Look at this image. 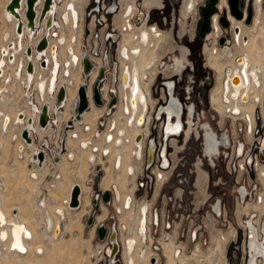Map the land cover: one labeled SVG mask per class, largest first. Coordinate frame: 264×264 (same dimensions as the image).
I'll list each match as a JSON object with an SVG mask.
<instances>
[{"label":"rangeland","instance_id":"obj_1","mask_svg":"<svg viewBox=\"0 0 264 264\" xmlns=\"http://www.w3.org/2000/svg\"><path fill=\"white\" fill-rule=\"evenodd\" d=\"M8 1L9 0H0V58H1V49L8 42H9L8 45H5L8 47V51L6 53V56H8V53H10L13 56L14 61H15V59H16V55H15L16 53L15 52L17 49L16 47H19L20 50L22 49L21 51H24V53L18 54L19 59L20 58L22 59V56L24 54H25V56H24L25 59L27 57L28 58L26 59L27 62H23L21 60V62L18 66L16 64V67L18 69L15 68L14 71H12L10 69L11 65L9 62H7L8 65L6 64L7 67L5 66L6 69L8 68L7 69L8 71H6V75H7L6 79L10 75H12V73H13V79L11 81L12 83L10 82L11 83L10 88H8V86H9L8 85L6 90L4 88L2 89V87L6 86L5 84H8V83L6 82L5 78L0 77V102H1V100L3 102V105H4L3 111L6 115H9V116H12V114L16 113V117L12 118V122H11V119L8 120V124L6 125V126H8V128L6 130H3V128H1V131H0V190H1V193L3 196L2 202H3L6 210L11 214V216H13V210L18 209V211H20L22 218L27 219L32 224V226L34 227L35 232L37 233L38 236L41 234L40 228H39L41 218L44 217L45 213L47 214V217L51 216V212L55 215H58L56 213V207L62 206L65 204V200L69 196L68 194H70L71 187L74 183H76V182L81 183L82 186H84L83 189L84 188L87 189L86 195L89 198V204H87L85 206H82V204H81L79 207H77V206L72 207V208H75L72 210H70V209H68V207H66L67 215L61 222L62 225H61V233L60 234H62V235L59 238V240H54V238H53L54 232H53V237H52L51 243L50 244H43L45 246L46 250L44 249V252L42 253V255L39 253H32L31 252L27 257L18 258V257L11 255V253L7 252V253H5L4 258L2 259L1 264H6V263L7 264H93L94 260H98L99 256H101L100 255L101 245L103 243V242H100V240L97 238V236L95 234V230L92 229L96 223V217H98L97 222L98 223L101 222L99 219L102 216V214H104V211L107 212L106 208H108V210H112V212H113L114 211V205L116 203H118L119 200L116 197L115 204L113 202V204L104 205V204H101L99 200H92V196L95 195V193L97 191L104 189V187L101 185V182H102V179L107 174V171H106L107 168L110 169V171H109L110 173H112L111 169L114 171L115 177H117L118 174L121 173L120 172L121 168H120V170L115 168L116 159H115L114 163L111 164V161H110L111 157L109 155L110 151L108 149H106V148L101 149L100 148L102 146L106 147L107 144H103L100 147L96 146V149H94L97 151L99 150V153L101 154L100 157L102 159V163L98 164V160L92 161L95 163L90 162L91 156L85 160L84 153H83L84 148L82 147V143L84 141L83 142L80 141L79 144H77L76 141L79 139V136L80 137L82 136L83 138H88L90 136V138L93 139L92 132L95 133V129L92 128L93 125H95L97 127L99 134L103 133L102 136L99 137L98 140H101L104 137L102 139V141L105 143L107 142L108 135H110V133L112 134L114 132L115 125L117 124V122L113 118H114V114L116 113V111L119 108L118 106L120 105V101H121L120 92H119V83L121 82L123 84V82L121 81V79H122L121 72L119 70V73H118L119 80L117 81L118 104L112 110V112L109 115L107 113L108 108L106 107L105 103L112 96V93H111L112 92L111 91V77H112V75L110 78H109V75H107L109 80L108 81L104 80V82H103V85H102V88L100 89V92L102 94V99L104 100L105 103L103 105H98V106L105 107V112H104V116H103V117H105V121L103 124L98 125V123H100V120L102 118L101 117L98 120V123H97V120L96 121L94 120L93 123L89 122L90 124H92L91 129H94V131L92 130V132L90 131L87 134V131H85L84 127H79L77 125L80 122L75 120L71 114L70 115L68 114L67 118H66V115H65V117H63V119L65 120V122L63 123L64 125L58 124V121H56V122L50 121L49 125L51 124L53 126H50V128H49V125H48L46 128H42L41 125L38 123V117H39V114L41 112V107L43 105H45V102H50V103L52 102L53 103V101H54V105H55V103L57 101L56 96H55L56 95L55 92L57 91L59 82H61V81H60V75H59V79H58V82L56 84V88H55V82H54L52 90H51V85L49 87V83H50V80L52 79V74H51L50 69H47L49 67V64H50L49 56H48V52H47L48 48L44 52H42L39 56L37 48L35 50L34 46L30 43H33L35 40V37H37V35L41 33L44 22H45V27H46V22H47L48 16H46V18L44 19V21L42 23V28L40 29V31L35 30V32L33 33L32 36L30 35L29 29L27 28L28 29V36L30 35V37L32 39H30V43L28 45L23 46V48H21L19 45V42H21L22 44L24 43L25 27H24L23 35L20 36L17 32L18 20H17V23L15 25V28L12 27L13 26L12 23H10L6 20V18H5V6L8 3ZM63 1H64V4H63ZM72 1L73 0H61L60 6H62V7H61V10H59V16H61L64 11H68L67 4L71 3ZM75 1H76V3L79 2L80 6H82V5L84 6L83 7L84 11L82 12V20L83 19L84 20L80 21V23L78 21V27L75 29V31L77 32L76 33L77 35L75 34L76 41L74 42V40H73L72 42H74L75 46H78L79 52L83 51V56H84V54L86 53V51L89 48L90 38L92 37V35H95V33H97L98 37L100 39V44H101V46L98 47V51H97L98 54L96 55V57H100L102 59V66L100 68H102L104 66V56H102V54L106 55L109 63L112 65L111 68H113V65L119 61V54L117 53V49H118V43L121 40V33H120V30H119L118 25H117L116 13L115 12H107V11L109 9V6L112 5V3L116 2L118 4L121 0H99V1H97V0H75ZM135 1L137 3V6L139 7V10L142 12H145V18L147 19V22L149 24H156L161 30H164L167 32L172 31L171 40H172L173 44H175L174 51H172L167 56L166 55L163 56L164 57L163 61L160 64V74L157 75V77L153 80V82L151 84V94H152V98L154 100L153 101L154 105L155 106L160 105L158 108L156 107L154 112L152 111V108L149 109L148 114L150 115V122L148 124V127H149V130L151 131V139H154L158 143L162 139L161 136H163L164 132H165V136H167V129H165L166 131L161 132L162 120H158L157 118H155L154 114L156 111H157L156 113H157L158 117L160 116V113L164 114L163 126H164L165 122L167 125L169 120H171L173 123H176L180 119L179 118V110H177L178 112L175 111L172 114H170L165 109L169 105V103H170L169 101H170V98L172 96L174 98H177L173 89H172V93H170L171 91L169 90V86L167 85V82L171 81L176 86L175 91L178 94V97L180 98V100L186 99V101H188L189 104H193V107L195 109V114L193 116L195 125L193 126L194 129H193L192 133L189 132L188 135L184 134V135H181L180 137L173 139V140L168 139L166 141V143H167V145H171L173 147H180V148H183V150L185 149V151H189V153H191L188 155V160H189L190 164H192L193 161L197 160V156H199L201 153L202 154L206 153L204 150V148H205V137L202 135L205 133V131L203 130L204 125L209 124L211 126V128L214 130V132H217L218 134L221 130L223 131V130L227 129V135L229 136L231 141L236 140L238 138H243L246 141L247 140L250 141V138H248L246 136V133H244V127H246L245 126V123H246L245 120L240 119V118L233 119L232 116L228 115V112L224 113L223 116H221V114L214 109L215 105L212 104L210 102V99H209V95H210L211 90L217 84L218 72L215 69L208 66L206 56L203 54V52H204L205 45L208 44L209 47L214 46V43H215V37L214 36L218 33V30L216 29L215 26L212 29V16L214 14L218 15V23H219V18L223 14H226V17L228 19L227 12H229V14H231L233 17H235L234 14L231 13L230 7L228 5V1H227V7H225L224 9L221 10L220 8L217 7L219 0H213V1L211 0L210 5L212 7V13L209 14V16L207 18L208 25H207L206 30H203V25H204L203 21L205 19V16L203 15L202 10L206 9L207 7L210 6V5L206 6V4H208V2H210L209 0H198L194 12L186 15V17L183 19V22L180 21V19H179L180 16H182V14H180V11H179L181 0H164V4H165L164 8L153 9V10H149L148 12H146V10L140 5L142 0H135ZM221 2H220V6L222 5ZM252 3H253V1H252ZM120 5L121 4L119 3V8L117 9V12H119V10H120ZM39 7H40V5H37V10ZM263 7H264V4H263ZM93 8H95L94 10H96V11L91 12V9H93ZM238 8L240 11L242 8V11H241L242 17L241 18L235 17V18L237 20H242L243 23H245L246 25H249L251 21L246 23V17L244 16L245 11L247 14L248 7L245 6V4H244V6H242V4H239V1H238ZM38 14H39V11H38ZM61 17H60V22H61L62 26L65 28L66 35H69V31L72 28L69 26H66V24H63L64 21H63V18H61ZM37 20H38V18H37ZM213 22H214V20H213ZM237 24H238V26H240V22H238ZM53 25L50 28V30H52L54 28ZM219 26L222 29V33L218 37L217 44L219 45V47H220V45L223 46V50H225V48L228 47V51H230L229 56L230 55L233 56L232 54L234 52V49H233L234 39H232V28H231L230 21H229L228 28H226L225 26L223 27L220 23H219ZM240 28H241V26H240ZM10 29H12V34L10 32ZM233 30H234V28H233ZM107 31L108 32L114 31V33L116 35L115 41L106 38L107 34L105 32H107ZM6 33L11 34V38L8 40L5 39ZM15 33H17V35ZM49 35H50V32L48 34V37H49ZM41 36L44 37L45 34H43ZM221 37H224V40H225L223 42V44L219 43V40L221 39ZM26 41L28 42L27 37H26ZM54 41H56V40H54ZM11 43H13L14 45L11 46L10 45ZM180 46H185L188 49L187 57H188L189 61H186L187 66H186V68L183 69V71L180 74L174 75L173 78H167L166 79L165 78L166 76L164 75L163 70L166 68V65H168V64L172 68L175 67L174 66L175 65V61H174L175 57L181 58ZM30 47L32 49L31 57L28 55V52H27V49ZM48 47H49V45H48ZM9 49H10V51H9ZM67 52H68V49H67ZM35 59L40 61V62H38V61L37 62L40 63L41 67H43L42 66L43 61L47 62L46 67H44L47 70L42 69L43 71H46V72L40 71L43 73V75H42L43 77L41 79H47V81L49 82L48 84H46V90H45L44 94H42L40 91V83H42L44 81L39 82L36 86L37 87L36 89H34L35 88L34 87L35 81L32 83V86L30 88L26 87L27 86L26 81L24 83H23V81H21L23 77H24V80H26L25 71L23 73V70L25 69L26 64L30 63L31 61L35 64ZM14 61H12V62H14ZM222 61H225V59L222 58ZM52 64H53V62H52ZM96 67H97V65H96ZM119 67H120V65H119ZM39 68H40V66H39ZM53 69H54V66H53ZM16 70H17L18 76L19 77L22 76L21 79H17V77L15 75ZM100 71H101V69L99 70V72ZM93 72L86 79L85 76L83 75V73L81 74V66H78V67L75 66V67H73V73L75 74V76L72 79L71 73L69 74V76H65L64 72L62 71L61 80H62V77H64L65 79L69 78V77L71 78V80L68 83L66 80L63 82V83H65L64 86L67 89V100L69 99L68 87H70L72 89L73 88L76 89V86L79 85L78 83H80L82 81V79H83L82 83L88 84L87 89H88V93L90 95L89 88H90L91 76H92ZM22 73H23V75H22ZM60 74H61V71H60ZM1 79H2V81H1ZM97 79L98 78H96L94 80V84L97 81ZM10 80L11 79H9L8 81H10ZM32 81H33V79H32ZM106 84H109L108 85L109 99L104 98V92L103 91L105 90ZM122 84H121V87H122ZM62 86H63V84L60 87H62ZM164 87L167 88V93L169 96L168 99L163 97L164 96V90H163ZM49 88H50V91H49ZM190 91H191V93H190ZM3 93H5V94L3 95ZM92 93H93V91H92ZM77 97L78 96L76 94L75 98H77ZM89 99H90V96H89ZM67 100H66V103H67ZM66 103H65V105H66ZM165 103H167V104L165 105ZM40 104H43V105L41 106ZM46 104L48 106L50 105L49 103H46ZM65 105L63 107H61L58 110V112L61 109H62L61 111H63L65 109ZM49 107H51V105ZM53 108H54V106H53ZM68 108L70 109V110L68 109V111L71 112V104H70V107H68ZM122 109H123L122 111L124 112L125 108H122ZM52 110L50 111V113H52ZM228 110L229 109H227V111ZM64 111H63V113H64ZM20 112L24 113L23 117H20ZM28 112H29V114H28ZM59 114H61V113H59ZM254 114L256 117L255 124L257 125V127H259L260 123L262 121L264 122V120L262 119L263 118L262 117V109H261L259 104L257 105V108H256ZM172 115H173V117H172ZM17 117H19L20 121H22V122H17L16 121ZM221 117H223L222 120H220ZM31 119H32V126L29 127V121ZM58 120H59V118H58ZM122 120L123 119H120V122ZM76 121L78 123L75 124ZM181 123H183V122H181ZM81 124L84 125V122ZM140 124L143 125L142 131H145L147 128L146 118H143L142 121L140 122ZM75 125H76V128H75ZM104 126H106V127L104 128ZM253 126H252V128H253ZM37 127L38 128L41 127L42 129H46L45 133H43L44 131L42 132L40 130L41 133L43 134V135H40L39 131L37 130L38 129ZM63 127L66 131V134L64 135V138H63L64 142L61 143L59 141V139H60V135H61V131H62ZM238 127H241L242 129L238 131L237 130ZM166 128H167V126H166ZM263 128H264V126H263ZM26 129H28V135L32 139V142L29 144L30 145L34 144L35 148L28 147L26 145V148H25V146L22 147V150L24 148H25V150L21 151L20 145L22 143H24V141L27 142L23 138V136L21 135L22 131L26 130ZM180 130L183 131L181 128H180ZM69 131L71 132L70 138H71V141L73 143H72V146L71 147L68 146V149H67V148H65V144H66L65 140H66V137H68L67 133ZM78 131L84 135H79ZM105 131H106V135L103 136ZM178 134H179V132H170L169 137L172 135H178ZM140 135L142 136V134H140ZM138 136L139 135L136 136V139ZM228 136H226V139H224L226 142H228ZM254 137H257V134H255V135L253 134V137H251V139H253ZM23 139H24V141H23ZM142 139H143V136H142L141 140L139 141V143L143 142ZM219 141L223 142V141H221V139H219ZM42 142L43 143L47 142L48 147L50 148L49 152L47 151V153H49V155L48 156L46 155V160H48V161L47 162L44 161V164H47L46 169L44 171H43V167H42L43 165H40V167L42 169L40 172L38 171V177L34 178L32 176V171L37 169L38 164H37V162L33 163V160L31 159L32 157L30 155L33 154V151H35L37 148H39V146L41 145ZM226 142H223V143L226 144ZM55 143L57 145H60V147H58L57 145L55 146L57 153L59 151H61V155H59L58 161H60V160L62 161L61 156H63L64 151L66 152L64 160L66 159L67 165H64L63 168H59L62 164L60 166H56L54 164V163H56L54 161V159H51V156H52L51 155V149L54 147ZM94 145H96V144H94ZM227 145H228V143H227ZM104 151H107L108 153L104 154ZM23 152H24V154H23ZM70 152L74 153V159L73 160H70L68 158V153H70ZM25 153L29 154L30 158L29 157L26 158ZM92 153L97 155V156L99 155V153L96 154L95 151H93V146H92ZM33 157H35V156L33 155ZM147 158H148V156H147ZM95 159H97V157L94 158V160ZM163 162H164V157L162 158V164H163ZM59 163H56V164H59ZM141 163H142V160L137 159L136 155H134V157H132V161L128 167H134L135 170L137 169L136 171H139V169H140L139 167H140ZM131 165H133V166H131ZM204 166L205 167H203V170L209 168L206 164ZM128 167L126 169V175L128 177L127 181H129V178H131V179L133 178L132 177L133 175L129 174V168ZM207 172L209 173L208 179H207L208 188H206L207 195H208V193L210 191H212L211 183L213 181V176L208 169H207ZM78 173H80L82 175V178H79ZM259 176H260V173H259ZM167 179H171L169 174H167L165 176V179L162 182L160 180H158V181L155 180L154 186L151 188V198L156 200L155 202H156L157 207L161 206V208H162L163 207L162 199L164 200L163 197L165 195L168 196V194H170L172 192V186L169 184H166ZM125 184L127 185L126 186L127 190L125 187L123 190H126L128 192V194L126 195V198H127L128 196H130L128 188H130L132 186V183L126 182ZM110 186H111L110 189H112L114 185L113 184L111 185V183H110L108 187H110ZM259 191L264 192V183L262 180L259 181ZM123 193H125V192H123ZM201 194H202V192H201ZM191 196L192 195H190V197ZM55 197H57V198H55ZM199 197L201 198L202 195H200ZM189 199L190 198H188V200ZM194 200H196V199H194ZM0 201H1V197H0ZM208 201H210V199ZM256 201L257 200L252 201L250 203H247L245 208L248 209L247 205L254 204ZM42 202H44V206H43V209H40V204ZM166 206H168V205H166ZM205 206H207V204ZM101 207H105V208L102 209ZM115 207H118V204L115 205ZM121 207H122V210H125L124 203H122ZM134 208L136 209L137 206H135ZM237 208H239V207H238V205L236 206V204L233 206H230L231 213L236 212L234 215H232V220L230 219L231 223L236 228V232H232L231 229H221L218 232L212 231L213 228L211 229V226H210L211 222H210V220H207L210 217L208 218V217L204 216V218H203V221L205 222L204 228L200 229V231H199L200 239L198 238V239H196V241H191V243L186 244L184 236L183 237H181V236L177 237L178 234H177V230H176L175 226H172L171 229H168L166 231H162V229L157 230L155 233H153V236H152L153 241H158L160 244L167 243L169 245H170V242H172V245H171L172 248H174V246H176V245L181 246V247H179L180 249L177 248L176 250L183 252L182 256H183L184 260L186 261L185 264H187V263L188 264H197V263L201 264V262L202 263H204L205 261L208 262L209 259L213 258L210 253H212V251H214V249H215L214 247H216V245H218L219 243H220V248H221L219 250V254H218L219 259H220V262H219L220 264H250L251 263V256H250V249L248 248L250 245V240H249L250 235H249V237H246L245 231L243 230V228L241 227V229H239V225H240L239 222L240 221H238L239 220V218H238L239 213H238ZM84 209H85V211L83 212ZM251 209H254V208L251 207ZM119 210H120V208H119ZM127 210H129V209H127ZM254 211H255V209H254ZM63 213H65V210H63ZM63 213H61V214H63ZM113 213H114V216L112 218L110 216H108L107 220H109V222L115 220V221H117L116 223L121 221L122 225H124L123 224L124 219H122V218H125L127 216V214H123V213L119 214V212H113ZM134 213H136V212L134 211ZM58 217L60 219V215H58ZM89 218L93 219L92 225H88V223H87ZM193 218H195V219L198 218V220H200L202 218V216L200 215L198 217H193ZM262 218H263V216H262ZM256 220L257 219H255V218L253 219L250 217L247 221H250V223L254 222V224L256 225V223H257ZM129 221L132 224H133V222H135L133 220H129ZM145 221H146V212H144L143 217H142L140 224H139V230H141V235L144 234L143 233V226H145ZM98 223H96V224H98ZM47 224L48 223L46 222V230L44 231V234H46V235L49 234V232H50L47 229ZM254 227H257V226H254ZM254 229H256L257 231L258 230L260 231V228H254ZM124 232H125V230H124ZM124 232H123V236H125L124 234L126 233V232L125 233ZM260 233L261 234H259V236H260L259 238H262V235L264 237V234H263L264 231H260ZM217 234H223L225 236V238L228 240H224V241L221 240L222 242L221 241L219 242L217 239V237H218ZM248 234H250V231L248 232ZM144 236H145V234H144ZM40 239H41V237H39V240ZM181 239H182V241H180ZM35 241L36 240H33L32 244ZM118 243L120 245L119 239H118ZM141 244L143 246H141L138 249L139 250V254H138L139 257L138 258L141 259V261H142V260H144L146 254L148 252H146L147 248L146 249L144 248L145 244H143V243H141ZM122 248H123V245H122V247L120 246L119 255H121V257H122ZM160 252L162 253V249L159 250V258L161 257V263H159V264H168V260H166L167 263H164L165 262L164 257L162 256V254ZM2 255H3V252H2ZM192 256H193V259H192ZM208 256H209V259H208ZM122 260H123V258H122ZM175 260L176 259H174L173 264L176 263ZM149 262H150V260H149ZM139 263L140 264H146L143 261L142 262L139 261ZM150 263H152V262H150ZM178 264H180V263L178 262ZM259 264H264V262H261Z\"/></svg>","mask_w":264,"mask_h":264},{"label":"bare ground","instance_id":"obj_2","mask_svg":"<svg viewBox=\"0 0 264 264\" xmlns=\"http://www.w3.org/2000/svg\"><path fill=\"white\" fill-rule=\"evenodd\" d=\"M10 1L11 0H9L8 3L5 6V18H6V20L8 22L12 23V25H13L12 27H14V28H15V25H16L17 20H18L17 32H18V34L20 36L23 35L24 27H25V36H24L25 40H24V43L22 44L21 42H19L20 47L23 48V46H26V45H28L30 43V39H32L30 37V35L32 36L33 33L35 32V30L40 31V29L42 28V23H43V21H44V19L46 17L43 20H39L38 11L40 12V8L42 6L43 0H38L37 3L35 4L34 8H35V11L37 13V17H35L34 22H33L32 25H29V23L27 22V19L25 17V0H21L20 8L15 7V10L19 13L20 16H17L14 12L8 10L7 5L10 3ZM60 2H61V0H52V6L50 7L49 12L47 13L48 19H47V22H46V27H45V22H44L41 33L38 34L37 37H35V40H34L33 43H30V44L34 45L35 43H37V39L39 37H41V35L45 34V36H46V38L48 40V45H49V47H47L48 48L47 52H48L49 61H50L49 67L47 69H50L51 74H52V79L50 80V83L47 81V79H41L43 77L42 76L43 75L42 72H46V71L42 70V69H46V68H44L47 65L46 61H43V63H42L43 67H41L40 63H38V62H40L39 60L35 59V64L31 61V63L33 65V69L29 71L25 67V69L23 70V73L25 71V74H26V80H24V77L22 78V76L21 77L18 76L17 70H16V74L15 75H16L17 79H21L22 78L21 81H23V83L26 81L27 82V86L26 87H29V88L32 86V83L34 81H35L34 82V87H35L34 89L37 88L36 86H37V84L39 82L44 81V82L40 83V91H41L42 94H44V92L46 90V84H48V83H49V87L51 85V90H52L53 84L55 82V88H56V84L58 82L59 75H60V81L61 82H59L58 87H60L63 84L62 87H64L65 93H66L65 94V99L60 104H58L57 101H56L55 105H54V101H53V103L52 102L51 103L50 102H45V105H47L46 103H49L51 105V107H49L50 105L49 106L47 105V108H48L47 111H48V115H49V120H48V124L45 127L41 126L42 128H46L49 125L50 121H53V122L58 121V124L62 125L65 122L63 117H65V115H66V118H67L68 114L69 115L72 114L73 118L80 122V123H78L76 121L75 124L78 123L77 125L79 127H84L85 130L92 131V129H91V125L92 124H90V123H93L94 120L98 121V119L100 118V116L103 114V111H104L103 109H97L94 105H92V100L93 99L91 98L92 94H93L92 93L93 90H92V85H91L92 83L91 82L94 81V79H95L94 75L96 74L97 70H100V68H99V66L97 65V63L94 61V59L92 57L88 58V56L86 54H84V56L82 55V57H81V55H79L81 57L80 58L77 53H76L77 55L73 54L74 50H73V48L71 46H73V42L72 41H73V38H74L75 34L77 33L75 31V29H74V26H76L78 24V21L80 19V13H79V11L77 9H75L74 5L75 6L77 5V7L80 8L81 6H80L79 2L76 3V1L73 0L74 3L73 2L69 3L67 5L68 11H66L65 12L66 14H63V16L61 17V18H63V21H64L63 24L67 23L66 26H69V27L72 28L69 31V35H66L65 28L63 26H61V22H60V19H59L60 16H58L59 15L58 9L60 10V8H59ZM37 5H40L38 10H37ZM71 14H72L73 24L70 22V18H69V16ZM37 18H38V20H37ZM20 21H22V24H21ZM139 21H141V20H139ZM52 25H53L54 28L52 30H50ZM27 28L29 29V33H30L29 36H28V29ZM10 32L12 34V29H10ZM49 32H50V35L48 37ZM11 34L10 33H6L5 39L6 40L10 39L11 38ZM15 34L17 35V33H15ZM26 37L28 38V42L26 41ZM131 38L130 37H126V35H125L124 43L127 44V45H130V46H133V42H132ZM54 40H56V41L54 42ZM245 41H246V39H245ZM254 41H256L255 44H251V45H249V46H247L245 48V50L250 55V57H249L248 54L236 55L234 53V55L232 57L226 56L225 57V61H222L223 57L220 56V61L222 63H227L228 60H232L234 62V67H232L231 65H228L227 67H225L224 72H223L224 64L223 65L220 64L217 61V57H214L212 55V58H213L212 65L214 66V69L218 72L217 85L214 88L213 93H212V103L215 105V108L218 111H220V112H224L228 107H231V106L233 107L234 106V102L233 101L227 106L223 105L221 103V95H223L224 97H227V100L229 102L231 101V99L235 100L236 101L235 108L237 109V111L238 110L240 111L242 109L243 115H245L246 113H251L254 110L255 105L253 103L249 104V105H242L241 108L238 105V102H241V103H244V104L248 103L247 96H250V89H249L250 86L248 85L247 81H244L241 70H242L243 64L248 65L249 61L251 62V64L253 62V65L259 64L261 66V68H262V71H263L262 77H263V80H264V44L262 45L260 43L261 41L264 43V28L260 29L258 35H256V37H254ZM8 43H6L5 45H8ZM157 43L159 44V42H157ZM5 45L1 49L0 77L6 79V77H7L6 71H8L7 70L8 68L6 69L7 62H9L10 65H11L10 69L12 71H14V69L17 68L16 64L18 66L20 64L21 60L23 62H27L26 59L28 57L25 59V57H24L25 54H24L22 56V59L21 58L19 59L18 54L24 53V51H21L22 49L20 50L19 47H16L17 48V49L15 48L16 49V52H15L16 53L15 54L16 55V59L14 61V58H13V56L10 53H8V56H6V53L8 51V47L5 46ZM10 45L13 46L14 44L11 43ZM74 47L76 48V51L78 53H80L78 51L79 50L78 46H74ZM47 48L41 49V50L37 49L38 50V55L40 56V54L42 52H44ZM34 49L36 50L35 47H34ZM67 49H68V52H67ZM9 51H10V49H9ZM123 53H125V50L123 51ZM154 53H155V51H154ZM31 54H32V49H31L30 52H28V55L30 57H31ZM71 54H72V57H71ZM151 56H152V51H150L148 49H145L144 52H143V55H141V57H139V59H138V64H139L140 70L142 72V76H144V71H145L146 67L149 66L148 65L149 62H150L149 57H151ZM81 59H83L82 62H81ZM84 59H87L85 62H86V64L89 67V72H88L89 74L88 75H87V73H84V71L82 72V69L85 68ZM91 60L94 61L96 64L94 62H92ZM12 61H14V62H12ZM232 61L230 63H232ZM52 62H53V64H52ZM72 63H74L75 66H81V74L83 73V75L85 76L86 79L94 71L92 76H91V82H90V88H89L90 95H89L88 89H87V95H88L87 97H88V99H89V96H90L89 108L91 107L92 111L90 113H88L91 110V108L90 109L88 108L87 110L83 111L80 114L79 118H77V116H76V113H77L76 112L77 98H75L76 97L75 95L77 94L76 90L80 86V84L83 82V79H82L80 84L78 83L79 86L77 85L76 89L75 88L72 89V88L68 87V93H69V99L68 100H67V89L64 86L65 83H63L65 80L68 83L71 80V78L73 79V77L75 76V74L73 73V67L74 66H73ZM93 65H95L96 69L95 68L93 69ZM96 65H97V67H96ZM39 66H40L41 69L39 68ZM53 66H54V69H53ZM104 66H105V68L108 67V58L105 57V56H104ZM254 68H259L260 69V67H258V66H254L253 67L251 65L250 69H254ZM101 70H102V68H101ZM111 70H112L111 91L117 96V82L115 84V81H114L113 78H114L115 73H117V75L119 73L118 72V62H116L113 65V68ZM40 71H42V72H40ZM60 71H61V74H60ZM62 71L64 72L65 76H69V74L71 73V78L69 77V78L65 79L64 77H62V80H61ZM23 73H22V75H23ZM258 73L260 74L259 71H258ZM134 75L136 77L134 79V83H135L134 86H133V84L131 85V86H133L132 87V97H131V88H130V99H129V102L124 105L125 112L128 114V113H130V110H131L132 114L127 120V116L124 115V113L122 111L123 104L120 103V106H118V107H120L119 111L116 114V122H117V129H121V130H119L118 133L117 132L114 133V135H117V136H114L112 134L108 135L107 141H112L113 145L112 144H107L106 147H104V146L100 147L101 149L108 148L109 151H110L111 164H113L115 159H116L115 168H117L119 170L121 168V170H120L121 173L118 174L117 177L114 176V171L112 169H111L112 173H110L109 172L110 169L107 168V170H106L107 174L102 179V182H101V185L104 187V189L111 188V186L108 187L110 183H111V185L112 184L114 185L113 188H112L113 190H111V189H109V190H111L112 193L115 194V197H117V199L121 200V204L124 202V200L126 198V195L128 194V192L126 191L127 190V188H126L127 185L125 184V182L128 179V177L126 175V169L130 165V163L132 161V157H134V155H136L137 159H141V149H142V143L143 142L139 143V141L142 138V136L140 134H143V132H140V131H142V126L143 125H141L140 122L142 121L143 118H146V120H147V111H148V97H147V94H146V92L144 90L149 92L150 85L148 83H144L143 82L142 86H141L140 82L138 81L137 73L135 72ZM223 75H224V77H223ZM226 76L230 77V79L225 82ZM121 77H122V82H123V87L122 88L127 87L129 85V81H128L129 80V72L125 71L124 73L121 74ZM250 77H251V79H253L252 76H250ZM9 79H11V80L8 81ZM12 79H13V73H12V75H10L6 79V82L8 84H5L6 86H3L2 89L4 88L6 90L8 85H9L8 88H10V84L12 83L11 82ZM32 79H33V81H32ZM222 79H223V90H222ZM1 81H2V79H1ZM97 81H98V79H97ZM253 82H255L254 79H253ZM237 83L238 84L240 83V85H237ZM82 84H85V83H82ZM100 84L101 83H99V85ZM253 89H254V91L252 92V99H254L256 96L260 95L259 91L255 90V86H254ZM49 91H50V88H49ZM121 91L122 90H120V94L122 93ZM170 93H172V91ZM232 93H236V95H234V96L238 95V96H240V99L232 98ZM4 94L5 93H3V95ZM117 98H118V96H117ZM66 100H67V103H66ZM65 103H66V105H65ZM70 104H71V112L68 111V109H69L68 107H70ZM117 104H118V101H117ZM117 104L115 105V107L117 106ZM40 105L42 106L43 104H40ZM64 105H65V109H64L65 111L63 110L64 113H63V111H61L62 109L60 110L61 112L60 111L58 112V110L61 107H63ZM140 105L142 106V111H141V114L138 117H136ZM53 106H54V108H53ZM96 106H98V105H96ZM98 107H100V106H98ZM165 109L170 114H172V112H174L171 109V106L167 107ZM3 110H4V105H3V102L1 100V102H0V131H1V128H3V130H6L8 128V126H6L8 124V120L11 119V122H12V118L16 117V113L12 114V116H9V115H6ZM51 110H52V113H50ZM112 110H113V108L112 109L108 108L107 109V113L110 114L112 112ZM230 111L231 110H228V113ZM59 113H61V114L63 113V114L61 115ZM28 114H29V112H28ZM23 115H24V113L20 112V117H23ZM58 118H59V120H58ZM120 119H123V120L120 122ZM16 121L17 122H22V121H20L19 117H17ZM104 121H105V117H102L101 120H100L101 124H103ZM83 122H84V125L81 124ZM126 122H127V125H126ZM149 122H150V116L148 117V120H147V126H148ZM245 122L248 124L247 121H245ZM30 126H32V119L29 121V127ZM50 126H53V125L50 124L49 128H50ZM41 127L38 128L37 130L39 131L40 135H43L41 133V131L42 132L44 131L43 133H45L46 129H42ZM95 127L96 126L93 125L92 128H95ZM177 127H178L177 125H175V126L173 125L172 126V124H170V121H169L168 124H167V128H166L167 129V136H168L170 131L171 132L174 131L173 128L177 129ZM75 128H76V125H75ZM26 130H27V133H28V129H26ZM70 131L67 133L68 137H66V140H65V141H67L66 142L67 148H68V146L71 147L72 143H73L71 141V138H70V136H71V132ZM146 131H148V127L146 128L145 132ZM62 132L66 134V131H65L64 127L62 128ZM95 133L99 137H101L102 134H103V133L99 134V132L97 130V127L95 128ZM81 135H84V134L81 133ZM105 135H106V131H105L103 136H105ZM137 135H139V136L136 139ZM89 137L88 138H83L82 136L81 137L79 136V139L76 141L77 144H79L80 141L81 142L84 141L82 143V147L84 148L83 149V153H84L85 160L88 157H90L91 155H93L92 146L90 148H88V144H87V141L89 140ZM24 139H23V141H24ZM221 141H222V139H221ZM27 142L24 141V143H22L20 145V150L21 151L25 150L26 145L28 147L35 148L34 144H31V145L29 144V143L32 142L31 138H30V141H27ZM62 142H64V139L61 141V143ZM224 142H226V141L224 140ZM66 144H65V148H66ZM23 146H25V148L22 150ZM57 146L60 147V145H57ZM150 149H151V147H150ZM36 150H35L36 153L41 151V150H38V148ZM65 153L66 152L64 151L63 156H61L62 161L61 160L58 161L59 155H61V151H59L57 153L56 147H53L51 149V155L55 157L54 161L56 163L60 162L59 164H56V163H54V164L56 166H60L62 164L59 168H63L64 165H67L66 164V159L64 160ZM106 153H108V152L104 151V154H106ZM23 154H24V152H23ZM25 155H26V158H28V157L30 158V156H31V155L29 156V154H27V153H25ZM100 156H101V154L99 153L98 161H99V163H102V159H101ZM68 158L70 160H73L74 159V153L73 152L68 153ZM90 158H91V161H90L91 163H95V162H92V161H96L97 160V159L94 160V158H96L95 156H91ZM150 158H151V155H148V159H150ZM32 159H34V162L38 161V157H37V159L35 157H32ZM45 160H46V155L44 156V161ZM44 161L42 162V164H41L40 161H38L37 169L32 171V176L34 178L38 177V171L40 172L41 169H42L40 167V165H43L42 166L43 167V171L46 169V165L47 164H44ZM167 162H168L167 158L164 155L163 165H166ZM128 168H129V174L130 175L133 174L134 173V168L133 167H128ZM196 171H197V169H196ZM78 174H79V178H82V175L80 173H78ZM196 178H197V174H196ZM76 184L79 185V187H80V192L78 194L79 205L77 207H79L82 203H83L82 204L83 206L89 204V198L86 195L87 189L86 188L83 189L84 186H82L81 183H78V182L74 183L72 185V187H71V191H72L74 185H76ZM115 185L118 187V189L121 191V193H120V191L117 189V187ZM124 187L126 188V190H123ZM109 190H106V191H109ZM71 191H70V194H68L69 196L65 200V204L62 205V206L56 207V213L58 215H60V219H59L58 215H55L52 212H51V216L47 217V214L45 213L44 217L41 218L40 224H39V228H40V233L41 234L38 236L37 233L35 232V229L32 226V224L27 219L22 218V216L20 214V211H18V209H14L13 210V216H11V214L6 210V208H5V206H4L3 202H2V197L3 196H2V193H1V190H0V197H1V201H0V258L2 257L0 259V264H1L2 259L4 258L5 253H7V252L11 253V255H13L15 257H18V258L27 257L31 252L32 253H39V254L42 255V253L44 252V249H45V246L43 244H50L51 243V240H52V237H53V232H54V237H53L54 240H59V238L62 235V234H60L61 233V225H62L61 222L67 215L66 207H68V209H70V210L75 209V208H72V207H76V206H71L70 205ZM123 192H125V193H123ZM121 195H122V199H121ZM55 198H57V197H55ZM260 200H261V196H260ZM130 201H131V196H128L126 201H125V205L124 206H125V209H129V210H125V212H123V214H127V217H125L123 219L127 220V222L125 221L124 223L127 226L128 230H132L133 229L130 226V225H132V223L129 220L135 221L134 223H135V229L136 230H135V232H133L131 234L130 233H127V235L124 234L125 236L121 235L122 241L123 242L125 241L124 243L122 242V244H123V246L126 245L125 249L127 250V252H126V250H124V254H123L122 258H124L123 261L124 260L127 261V259H128L127 264H135V262H136V264H140L139 260H138L137 251L134 253V248L137 245V241H138V247L141 246V240H142L144 234L141 235V230L138 229V231H137V227L139 228V225H138V221L140 223L139 216H140V219H142L144 212H146L147 205H144L142 208H141V205H140L139 206V208L141 209L140 210V214H139V212H137V215H136V213H134L133 208L130 207L131 206ZM43 206H44V202H42L40 204V209H43ZM119 208H120V210H122L121 206H119ZM238 209H240V208H238ZM63 210H65V213H63ZM84 211H85V209L83 210V212ZM141 212H142V217H141ZM61 213H63V214H61ZM106 214H107V212L104 211V214H102V216L100 217V220L104 219ZM239 221L241 222L240 218H239ZM250 221H247V223L243 225L244 229H245V232H246V237H249V235H250V237H249L250 238L249 239L250 240V245L248 247L250 249V256H251V263L250 264H259L261 262H264V237H263L262 241L259 240L258 231L256 229H254V228H257V227H254L256 225L253 224V222L250 223ZM46 222L48 223L47 224V229L49 231H51L47 235L44 234V231L46 230ZM121 224H122V222H121ZM113 229H115V227ZM24 230H27L28 235L25 236L23 234ZM249 231H250V234L248 235L247 233ZM20 232H22V233H20ZM138 234H139V236H138ZM110 235H111V233H110ZM39 237H41L40 240H39ZM140 237H141V239H140ZM31 240L32 241L36 240V241L32 244ZM111 240H112V243H113L112 246H115L116 250L118 248L120 249V245L118 243V235L115 232L113 233ZM223 240H225L224 237H223ZM218 241L220 242L219 239H218ZM16 248H21L20 249L21 251H18V249H16ZM214 248H215L214 251H212V253H210L213 258L209 259V256H208V259H209L208 262L207 261H205L204 263L201 262V264H216V262L218 260L219 250L221 249L220 248V243L218 245H216V247H214ZM106 251H108V253H109V259H112L113 256H114L113 248L109 249V250H106ZM164 251L168 255V263L169 264H173L174 258L172 256V254L175 251V248H172L171 244L170 245L169 244H164ZM2 252H3V255H2ZM133 253H134V255H133ZM150 253H151V251H149L148 254L150 255ZM192 259H193V256H192ZM125 261H124V263H125ZM180 261H181L180 262L181 264H185V262H186L184 260V258H181ZM146 264H148L147 261H146ZM150 264H152V263H150ZM197 264H200V263H197Z\"/></svg>","mask_w":264,"mask_h":264},{"label":"built area","instance_id":"obj_3","mask_svg":"<svg viewBox=\"0 0 264 264\" xmlns=\"http://www.w3.org/2000/svg\"><path fill=\"white\" fill-rule=\"evenodd\" d=\"M113 4L114 3H112V5ZM111 6H109V9L107 12H111L110 11ZM94 9L95 8L91 9V12L96 11ZM48 12L49 11H47V13ZM39 14H38V17H39ZM138 15H141V19L145 18V12L140 11L139 8H138L137 16ZM36 17H37V13H36ZM80 21L81 20H79V23ZM132 21L137 22V19L132 18ZM77 27H78V24L74 26L75 29ZM105 33L107 34L106 36L107 39L115 41V38L113 37V35H115L114 31H110V32L107 31ZM42 38L44 37L41 36L37 39V43L33 45L35 48H37V45L39 44ZM75 41L76 39H74V42ZM94 42L97 43L95 47H94ZM100 46H101L100 39L98 37V34L95 33V35H92V37L90 38L89 48L85 54L88 56V58L92 56H96L98 54L97 53L98 47ZM47 47H48V40H47ZM102 56L106 57L105 54H102ZM82 61L83 59H81V62ZM27 65L28 63L26 64V68H27ZM111 67L112 65L109 63V61H108V67L106 68L105 66L102 67V69L105 68V71H104L103 77L100 78L98 82V91L100 93L102 104H104L105 102L102 99V94L100 92V89L102 88L103 82L105 80V75H106L107 81L111 77L112 75ZM94 68H95V65H93V69ZM82 72H83V69H82ZM99 75H100V72H98V75L96 76V78H99ZM107 75H109V78ZM113 79L116 84V82L119 80V76L117 75V73H115ZM99 83H101V85H99ZM84 85L86 87V94H87L88 84L85 83ZM91 85H92V90H93L94 82ZM59 88L60 87L57 88V91L55 92L56 93L55 96H57ZM78 88H77V91H78ZM175 88L176 86L173 85L172 89L175 92V95L177 96V98L179 99V103H178L180 107L179 118L181 121L186 122L187 121L186 119L188 116L187 115V105H190V104L188 103V101H186V99L180 100V98L178 97V94L175 91ZM111 93H112L111 98L105 104L107 108L114 109L115 105L117 104L118 98L113 92ZM114 97L116 98L115 104H113L111 107H108V104L111 102L112 98ZM92 98H93V94H92ZM166 104L167 103H165V105ZM77 105H78V97H77ZM88 105H89V99H88ZM159 106L160 105H158L157 108ZM193 110L194 111H193L192 117L195 114V109ZM76 112H77V107H76ZM156 112L154 114L155 118H157L158 120H162L161 132L162 131L164 132L166 131L165 129L167 126L166 122L163 126L164 114L160 113V116L158 117ZM38 120H39V117H38ZM99 124H101V122L98 123V125ZM246 125L248 124L245 123V126ZM263 126H264V122L262 121L259 127H257L256 124H254L252 130H248V126H247V129L246 127H244V133L247 132V134L250 135V137L248 138H250V141L252 140L251 142L249 140L246 141L243 138H238L236 140L231 141L229 136L227 135V129L223 131L221 130L219 134L215 132L217 137L222 140L225 139L226 136H228V142H227L228 145L227 143L224 144L223 142H219L218 144L215 142V145L217 147L216 153L212 154L211 157L205 153L204 154L201 153L199 156H197V160L193 161L192 164H190L188 160V155L191 154L189 153V151H185V149L183 150V148H180V147H173L171 145H167L166 143L167 139H171V137H169V134L168 136H165V132H164L163 136H161L162 139L160 140V142L157 143L154 139H151V131L149 130V127H148V131L146 132L143 131L145 133L142 134L143 136V139H142L143 143H142V149H141L142 163L140 164L139 171H136L137 170L136 169L135 175H133V178L132 179L129 178V181H126V182L132 183V186L128 188V190L131 196V201H130L131 207L136 212V215H137L138 206L140 203L144 202L147 205L146 221H145V226H143V233L145 234V236L142 238L141 243L145 244L144 248L145 249L147 248L146 252H148V250L151 251L150 254L152 255H150L148 259L150 260V262H152L153 264L161 263V257L159 258V250L162 249V253L161 252L160 253L164 257V260H165L164 263H167L166 261L167 257L165 256V253L163 250L164 243L160 244L158 241H153V238H152L153 233H155L157 230L162 229V231H166L168 229H171L172 226H175L177 230V234H178L177 237L184 236L185 243L189 244L191 243V241H196V239L198 238L200 239L199 231L200 229L204 228L205 222L203 221V218L205 216L208 218L210 217L207 220H210L212 224V225L210 224L211 229L213 228L212 231L218 232L221 229H231L232 231V229H236L235 226L231 223L232 215H234L236 212L231 213L230 206H233L235 204L236 206L238 205V207L241 209V212H240V210L237 208L238 213H239L238 218L240 216V219H241V222H239L240 223L239 229H241L242 227L243 230L245 231L243 225L246 224L247 220L251 217L253 219L254 218L257 219V223H256L257 228H260L261 231H264V212H260V210L254 211V209H251V208H248V209L245 208L247 203L255 201L256 199L258 202H260V194L261 195L264 194V192L259 191V181H261L260 176H259V169L261 167H264V128ZM105 127L106 126H104V128ZM241 129H242L241 127L237 128L238 131ZM88 132H90V130H88L87 133ZM78 133L79 135H81L79 131ZM253 134L254 135L257 134V137H254L253 139H251V137H253ZM64 135L65 133L62 132L60 136L61 138L59 139L60 142L63 140ZM92 135H93V139L89 137L87 144L89 145L88 148L93 146V151H95L96 154L99 153V150L98 151L94 150L96 149V146L100 147L103 144L113 145L112 141H107L105 143L102 140H98L99 136L96 133L92 132ZM181 135H184V131L180 130L179 134L176 135L174 139L180 137ZM55 146H56V143L54 144V147ZM49 149L50 148L48 147L47 142L46 143L42 142L41 145L39 146L38 150H41V152L43 153V160L41 161V164L44 161V156L49 155V153H47V151L49 152ZM163 151L165 153H163ZM38 153L33 151V154L31 155V157H33L34 155L35 158L37 159ZM148 155H151L150 159L147 158ZM164 155L167 156L168 162L166 165L162 164V159L159 160V158H163ZM54 158H55L54 156H51V159H54ZM32 160H33V163H36V161L34 162V159ZM38 161H37V164H38ZM47 161L48 160H45V162ZM205 164L209 167L207 169L211 172L213 176V181L211 183L212 191H210L208 195H207V190H206V188H208L207 180L205 181L204 192L196 184V174H197L196 169L197 167L203 169V167H205L204 166ZM207 169H205V171L208 176L209 173L207 172ZM157 170L162 172L163 178L159 177V174L156 173ZM167 174H169L171 179H167L166 184H169L172 186V192L168 194V196L165 195L163 197L164 198V200L162 199L163 207L161 208V206L157 207L156 202H155L156 200L151 198V188L154 186L155 180L156 181L160 180L162 182L165 179V176ZM105 192H109V197H110V199L106 202V204L102 200V197ZM190 195L192 196L190 197ZM200 195H202L201 198L199 197ZM188 198L190 199L188 200ZM209 199L210 201H208ZM92 200H99L100 203L104 205L113 204V202L115 204V198L111 190L105 191L104 189H102L100 191H97L95 195L92 196ZM118 200L119 202L115 204V205L118 204V207H115L114 205L113 212H119V214H121L125 212V210L127 209L120 211L119 206L121 205V200L120 199ZM206 204L207 206H205ZM135 206H137L136 209L134 208ZM113 212L112 210H108L105 219H103L99 223L97 222L98 224L95 223L94 225L95 234H96V228L99 225H103L105 227L106 234L102 240L99 239L100 242H103L101 245V252H100L101 256H99L98 260H94L93 264H118V263L125 264L122 260L121 255H119L120 253L119 248L114 252L113 258L109 259V253L106 250L113 248V246H111L113 243H112V240L109 238L110 237L109 234L114 231L118 235L120 246L122 247L121 235H123V231L125 230L126 232L125 235H127V233L131 234L135 232L136 230L135 223L133 222V224L130 225L133 229L128 230L125 223H123L124 225H122L121 221H119L118 223H116L117 221L115 220L109 222V220H107L108 216L112 218L114 216ZM200 215L202 216L200 220H198V218L196 219L193 218V217H198ZM125 221L127 222L126 219H124V222ZM114 227L115 229H112ZM245 236H246V232H245ZM221 239H223L222 236H221ZM225 240H228V239L225 238ZM180 241H182V239ZM170 244L172 245V242H170ZM141 246L143 245L141 244ZM179 247L181 246H177V245L174 246L175 249ZM182 253H183L182 251L178 250V254H175L174 259H176L175 262L177 264L179 262V258H180L179 256H181ZM152 259L154 260L152 261Z\"/></svg>","mask_w":264,"mask_h":264},{"label":"flooded vegetation","instance_id":"obj_4","mask_svg":"<svg viewBox=\"0 0 264 264\" xmlns=\"http://www.w3.org/2000/svg\"><path fill=\"white\" fill-rule=\"evenodd\" d=\"M197 1L198 0H181L180 10L179 11H180V14H182V16H180V18H179L180 21L183 22V19L186 17V15H188L189 13H193L194 12V10L196 8V5H197ZM209 1L210 2H208V4H206V6L211 4V0H209ZM238 1H239V4H242V6H244V4H245V6H247V7H249V6L252 7L253 10H252V16H251V20H250L251 22H250L249 25H246L245 23H243L242 20H237L235 17H233L231 14H229V12H227L228 21H230L231 28H232V39H234V45H233L234 52H233L232 55H234V53L236 55L248 54L247 51L245 50V48L247 46L251 45V44H255L256 41H254V37H256V35H258V33H259V31H260L261 28H264V7H263L264 0H242V1L241 0H238ZM252 1H253V3H252ZM220 2L222 3L221 6H220ZM119 3L121 4L120 5V10H119V12H117V9L119 8ZM119 3L117 4L116 2H114V4L110 7V11L116 13L117 25H118V28H119L120 33H121V40L118 43V49H117V53L119 54L118 72H119V70H120L121 74L124 73L125 71H128L129 72V80H128L129 81V85L127 87H124L125 89H123L122 88L123 87V84L121 82L119 83V92H120V90H122L121 91L122 92L121 93L122 95L120 94V98H121L122 101H120V103L123 104V108H124V105L129 102V99H130V88H131V97H132V87L135 84L134 83V79L136 77L134 75V73L136 72L137 73V77H138V81L140 82L141 86H142V83L143 82L144 83H148L150 85L149 92H147L146 90H144L146 92V94H147V97H148V111H147V120H148V117L150 116L148 114L149 113V109L152 108V111L154 112L155 109H156V107L158 106V105L155 106L154 105V102H153L154 100H153L152 94H151V84H152L153 80L157 77V75L160 74V64L163 61V58H164L163 56L164 55H166V56L169 55L172 51H174V48H175V44H173V42L171 40V38H172V31L167 32V31L161 30L156 24H149L147 22V19L146 18L141 19V15H138L137 16L138 8L139 7L137 6V3H136L135 0H121ZM63 4H64V1H63ZM140 5L146 10V12H148L149 10L159 9V8H164L165 7L164 0H142V2L140 3ZM74 7L80 13V19L79 20L83 21L84 19L82 20V12L84 11L83 10V7L84 6L82 5L79 8V7H77V5L76 6L74 5ZM217 7L220 8L221 10L224 9L225 7H227V0H219ZM59 8L61 10V6H59ZM241 11H242V8H241ZM58 12H59V9H58ZM65 12L66 11H64L63 14H66ZM244 16L246 17V11L244 12ZM69 18H70V22L73 24L72 14L69 16ZM132 18H136L137 19V22L132 21ZM139 20H141V21H139ZM213 20H214V22H213ZM238 22H240L241 28H240V26H238V24H237ZM65 24H67V23H65ZM61 26H62V24H61ZM214 26L218 30V33L216 35L214 34L215 35L214 36L215 37L214 46L213 47H209L208 44L205 45L203 54L206 56V60L208 62V66L211 67V68H213V69H214V66L212 65V61H213L212 55L214 57H217V61L220 64H222V65L224 64V68H223V72H224L225 67H227L228 65H231L232 67H234V62L232 60H228L227 63H222L220 61V56H222L224 59H225L226 56H228V57H232V56L231 55L229 56V54H230L229 52L230 51H228V47L227 46H226L227 48H225V50H223V46L220 45V47H219V45L217 44L218 37L222 33V29L220 28L219 23H218V15L217 14H214L212 16V29H213ZM234 27H238V30H236V31L233 30ZM125 35H126V37H130V38L132 37L131 40L133 42V46H130V45H127V44L124 43ZM115 36L116 35H113L114 38H115ZM75 38H76V36H74L73 40ZM245 39H246V41H245ZM157 42H159V44ZM260 43L262 45L264 44L262 41ZM74 46L75 45L73 43V46H71L73 48V50H74L73 51V54H75V55L78 54V56L81 55V57H82L83 51L80 52V53H78L76 51V48ZM145 49H148V50L152 51V56L149 57V60H150V62L148 64L149 66L146 67V69L144 71V76H142V72H141L140 67H139V64H138V59H139V57H141V55H143V52H144ZM124 50H125V53H123ZM154 51H155V53H154ZM187 54H188V49L185 46H180V56H181V58L180 57H175V60H174L175 61V65L174 66L175 67L172 68L168 64V65H166V68L163 70V73L166 76L165 77L166 79L167 78H173L174 75L180 74L183 71V69L186 68V66H187L186 61H189V59L187 57ZM71 57H72V54H71ZM249 57H250V55H249ZM92 58L94 59V61L97 63V65L100 68L102 66V59L100 57H96V56H92ZM231 61H232V63H230ZM72 64L75 67V64L74 63H72ZM119 65H120V67H119ZM251 65L253 67L254 66H258V67H260V69L259 68L250 69L251 68ZM98 71L99 70H97L96 71V74L94 75L95 76V79H96V76L98 74ZM241 71H242V75H243L244 81H247L248 82V85L250 86L249 87V89H250V96H247L248 103L244 104V103L238 102V105L241 108L242 105H249V104H252L253 103L255 105L253 112L246 113L245 115H243L242 109L240 111L239 110L237 111V109L235 108L236 101L231 99V101L229 102L227 100V97H224L223 95H221V103L223 105L227 106V105H229L233 101L234 102V106L233 107L231 106V107H228L227 108V109L231 110L228 113V115L229 116H232L233 119L240 118V119H243V120L247 121L248 122V125H246V129H247V126H248V130H252V126L256 122V117H255V114L254 113H255V110H256L258 104L260 105V107L262 109V117H263L262 119L264 120V80H263V77H262L263 71H262V68H261V66L259 64L253 65V62L251 64L250 61H249L248 65L243 64ZM258 71L260 72V74L258 73ZM250 76L253 77V79H254L255 82H253V79H251ZM223 77H224V75H223ZM106 79L107 78H106V75H105V80ZM229 79H230V77L226 76L225 82L227 80H229ZM121 81H122V79H121ZM93 82H91V83H93ZM240 83L239 84L237 83V85H240ZM121 84H122V87H121ZM132 84H133V86H131ZM108 85L109 84H106L105 85V90L103 91L104 92V98L105 99H109V95H108ZM167 85L169 86V90L172 91V86L174 85L173 82L168 81L167 82ZM254 86H255V90L259 91L260 95L256 96L254 99H252V92L254 91V89H253ZM214 88L211 90L210 95H209V99H210V102L211 103H212V93H213ZM163 90H164V96L163 97L166 98V99H168L169 96H168V93H167V88L164 87ZM222 90H223V79H222ZM190 93H191V91H190ZM234 95H236V93H232V98H234V99H240V96H238V95L237 96H234ZM169 102L170 103H169V105L167 107H170L171 106V109L174 112L175 111L178 112L177 110H180V107H179V104H178L179 103V99L178 98H174L172 96L170 98V101ZM92 105H94L93 100H92ZM95 107L97 109H103L104 110L103 111V114L100 116V118L103 117L104 116V112H105V107H98V106H95ZM119 108L116 111V113L114 114V118L113 119L115 121H116V114L119 111ZM193 109H194L193 105H191V104L190 105H187V115L188 116H187V121L186 122L180 121V119H179L178 122L173 123L171 120H169L170 121V124H172V126L173 125L174 126L177 125L179 127V128L177 127V129L173 128L174 131H172V132H179V130L181 128L184 131V134L185 135H188L189 132L192 133V131L194 129L193 126L195 125L194 117H192V114H193V111H194ZM214 109L217 112H219L221 114V116H223V114L227 112V109L224 112L218 111L215 107H214ZM91 111H92V108H91V110L88 113H90ZM141 111H142V106L140 105L136 117H138L141 114ZM123 113H124V115L127 116V120H128V118L132 114V111L130 110V113H128V114L125 111ZM222 119H223V117H221L220 120H222ZM181 122H183V123H181ZM97 123H98V121H97ZM126 125H127V122H126ZM119 130H121V129H117V124H116L115 125V129H114V132L112 133V135H114L115 132L118 133ZM203 130L205 131V133L202 134L205 137V148H204V150L206 152L205 154H207V155H209L211 157L212 154L216 153V150H217V147L215 145V142L218 144L220 141H219L216 133L214 132V130L211 128V126L209 124L208 125H204L203 126ZM140 132H143V131H140ZM114 136H116V135H114ZM175 136L176 135H172L170 137L173 140L175 138ZM246 136L247 137H250V135L247 134V132H246ZM222 141L224 142V140H222ZM66 148H67V146H66ZM106 149H108V148H106ZM91 156L97 157V160H98V156L97 155L93 154ZM161 159L162 158H159V160H161ZM98 164H100L99 161H98ZM131 166H133V165H131ZM156 173L159 174V177L160 178H163V174H162L161 171H158L157 170ZM259 173H260V179L264 183V167H261L259 169ZM134 174H135V168H134V173L131 174V175H134ZM207 178H208V176H207L206 171L203 170V169H201V168H198L197 167L196 184L198 185V187L201 188V190L203 192H204V187H205V181L207 180ZM109 189H104V190H109ZM117 189H118V187H117ZM113 196L116 199L114 193H113ZM260 196H261L260 202L256 201L254 204H249V205H247L248 208H251L252 207L255 210H260V212H264V194L263 195L260 194ZM109 199H110V197H109ZM121 199H122V195H121ZM125 199H127V198H125ZM102 200H103V197H102ZM107 201H104L103 200V202L105 204H106ZM124 201H126V200H124ZM123 203L125 205V202H123ZM140 205H141V208H142L144 205H146V203L142 202V203L139 204V206ZM101 208L103 209L105 207H101ZM106 210L108 212V208H106ZM138 210H139L138 212L140 214V210L141 209H138ZM239 210L241 212V209H239ZM141 217H142V212H141ZM102 220H100V221H102ZM139 220L141 221L140 216H139ZM97 221H98V217H96V223H97ZM256 222H257V220H256ZM139 224L140 223L138 221V225ZM253 224H254V222H253ZM94 227L92 229H94ZM138 229L139 228L137 227V231H138ZM260 231L258 230V234H261ZM232 232H236V230L235 229H232ZM217 235L218 236L220 235L219 237H217V239H219L220 241L223 240V239H221V236H222V238L223 237L225 238V236L223 234H217ZM138 236H139V234H138ZM141 237H140V239H141ZM259 240L260 241L263 240V235H262V238H259ZM141 242H142V240H141ZM164 244H167V243H164ZM124 246L122 248V256L124 254V250H126L125 249L126 248V245H124ZM140 247H138V241H137V245L134 248V253L137 251V255L139 254V250L138 249ZM126 252H127V250H126ZM134 253H133V255H134ZM148 253H149V250H148ZM148 253L146 254L143 262L146 263V261H147L148 264H150V262H149L148 259H149V256L152 255V254L149 255ZM164 253H165V251H164ZM175 254H178V250L176 252V249H175V251L172 254L173 258H175ZM165 255L167 256V260H168V255L167 254H165ZM138 257H139V255H138ZM179 257H180L179 258V263H180L181 262L180 259L183 258V256L181 255ZM127 261H128V259H127ZM127 261H125V264H127ZM139 261L142 262L140 259H139ZM219 262H220V259H219V256H218V260H217L216 264H220ZM135 264H136V262H135Z\"/></svg>","mask_w":264,"mask_h":264},{"label":"water","instance_id":"obj_5","mask_svg":"<svg viewBox=\"0 0 264 264\" xmlns=\"http://www.w3.org/2000/svg\"><path fill=\"white\" fill-rule=\"evenodd\" d=\"M38 0H25V17L27 19V22L29 23V25H32L34 22V19L36 17V12H35V4L37 3ZM213 1V0H212ZM228 1V5L230 7L231 13L234 14L235 17L237 18H241L242 17V13L238 8V0H227ZM20 2L21 0H11L10 3L7 5L8 10L14 12L17 16H20L19 13L15 10V7L20 8ZM52 6V0H44L42 2V8L40 10V14H39V20H43L46 16H47V11H49L50 7ZM203 15L205 16V19L203 21L204 25H203V30L207 29V18L209 16V14L212 13V7L211 5L209 7H207L206 9L202 10ZM251 16H252V8L249 6L248 7V11L246 14V23H248L251 20ZM22 24V21H20ZM219 23L224 27L228 28L229 26V21L226 17V14H223L220 18H219ZM234 30H238V27H234ZM224 37H221V39L219 40L220 44H223L224 42ZM97 45L96 42H94V47ZM47 47V39L44 37L41 39V41L39 42V44L37 45V49L41 50V49H45ZM31 48L27 49V52H30ZM87 59H84V66L85 68L83 69L84 73L89 72V67L86 64ZM33 69V65L32 63H28L27 65V70H32ZM105 68L101 70L98 81L93 85V101L96 105H101L102 104V100L100 97V93L98 91V82L100 80V78L103 77ZM77 95H78V105H77V118H79L80 114L85 111L86 109L89 108L88 105V99H87V94H86V87L84 84L80 85L77 91ZM65 98V89L63 87L59 88V91L57 93L56 99H57V103L60 104ZM116 102V98H112L111 102L108 104V107H111L113 104H115ZM47 105H43L42 109H41V113L39 116V120L38 123L41 126H46L48 124V120H49V115H48V111H47ZM27 141H30V138L28 136L27 130H23L22 134H21ZM38 159L41 162L43 160V153L40 151L38 153ZM80 192V187L79 185H74L72 192H71V199H70V205L71 206H78L79 205V199H78V194ZM109 199V192H105L103 195V200L107 201ZM88 225H92L93 223V219L89 218L88 219ZM22 233V232H20ZM114 232L111 233L110 235V239H112V235ZM23 234L26 236L28 235L27 230L23 231ZM106 234V229L103 225H99L96 228V236L98 239L102 240L104 238ZM18 249V251H21V248H16ZM23 251V250H22ZM113 251H116V247L113 246ZM153 260V259H152Z\"/></svg>","mask_w":264,"mask_h":264}]
</instances>
